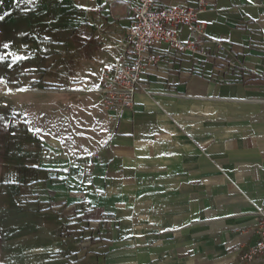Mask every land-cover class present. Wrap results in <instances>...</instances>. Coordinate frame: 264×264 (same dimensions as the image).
<instances>
[{
    "label": "crops",
    "instance_id": "0c3cea01",
    "mask_svg": "<svg viewBox=\"0 0 264 264\" xmlns=\"http://www.w3.org/2000/svg\"><path fill=\"white\" fill-rule=\"evenodd\" d=\"M207 1L199 20L206 37L225 42L224 55L207 44L211 55L199 56V65L187 55L165 59L162 71L142 75L147 89L120 112L106 104L98 82L104 68L124 56L137 0H85V17H70L43 38L64 49L36 84L20 89L31 95L23 165L36 171L25 220L72 239L66 248L77 264H185L206 249L231 260L245 248L239 237L251 231L234 230L252 225L255 214L220 215L222 203L236 204V196L220 194V162L229 161V169L231 159L193 113L231 114L264 103L242 99L264 92V0ZM181 33L195 37L186 26ZM260 187L264 191V170L258 183L248 184L250 204L264 205ZM39 249L59 252L60 246Z\"/></svg>",
    "mask_w": 264,
    "mask_h": 264
},
{
    "label": "rangeland",
    "instance_id": "374dc122",
    "mask_svg": "<svg viewBox=\"0 0 264 264\" xmlns=\"http://www.w3.org/2000/svg\"><path fill=\"white\" fill-rule=\"evenodd\" d=\"M86 7L85 0H0V57H3L0 59V264H77L78 257L66 248L72 239L52 233L37 221L25 220L27 187L35 183L36 171L23 165L22 146L27 135L24 108L31 95L20 89L36 84L35 78L40 79L43 71H48L52 58L64 49L59 43L52 44L43 38L53 37L52 29L59 24H69L70 17H85ZM47 54L50 56L44 57ZM62 56L68 58L69 55L64 53ZM44 84L52 83L44 81ZM242 99L264 100V92ZM193 114L199 118L211 142L220 141L224 159H231L229 169L226 168L229 161L227 164L224 160L220 162L223 189L220 194L222 197L236 196V204L232 201L222 203L220 215L223 217L226 212L239 218L264 210L258 200L249 203L250 193L247 192L248 184L258 183L260 170H264V103L231 114L207 111ZM233 158H236V167L243 166L247 174L236 172ZM258 190L263 191L261 187ZM213 211L220 217L217 209ZM257 219L252 225L234 232H250ZM249 235H243L241 240L245 241L239 246L251 243L253 236ZM50 245H59L60 251L39 249ZM239 246L229 251L235 252ZM205 251L203 256L189 257L185 264L248 263L239 252L234 259L227 260L223 258V252L211 253L208 249L210 254H207V249Z\"/></svg>",
    "mask_w": 264,
    "mask_h": 264
},
{
    "label": "built area",
    "instance_id": "2783aa9c",
    "mask_svg": "<svg viewBox=\"0 0 264 264\" xmlns=\"http://www.w3.org/2000/svg\"><path fill=\"white\" fill-rule=\"evenodd\" d=\"M208 8L207 0H198L196 6H164L161 0H137L127 28L124 56L104 68L99 78L98 87L106 104L117 112L133 107L138 93L147 89L142 75L162 71L166 67L165 59L187 55L199 65V56L211 55L207 44L215 46L218 54L223 56L227 51L225 42L206 37V24L199 20V14ZM183 26L195 37L183 39ZM251 235L254 241L245 245L243 257L248 260L247 264H264V212L259 214Z\"/></svg>",
    "mask_w": 264,
    "mask_h": 264
},
{
    "label": "bare ground",
    "instance_id": "6f19581e",
    "mask_svg": "<svg viewBox=\"0 0 264 264\" xmlns=\"http://www.w3.org/2000/svg\"><path fill=\"white\" fill-rule=\"evenodd\" d=\"M258 212V211H257ZM262 212H264V210L262 209V210H260L258 213H256L253 217H252V219H253V221H255L256 220V218L258 217V215L260 214V213H262ZM240 238V240L241 239H243V236H240L239 237Z\"/></svg>",
    "mask_w": 264,
    "mask_h": 264
},
{
    "label": "trees",
    "instance_id": "16d2710c",
    "mask_svg": "<svg viewBox=\"0 0 264 264\" xmlns=\"http://www.w3.org/2000/svg\"><path fill=\"white\" fill-rule=\"evenodd\" d=\"M46 88H53V84H43Z\"/></svg>",
    "mask_w": 264,
    "mask_h": 264
},
{
    "label": "snow or ice",
    "instance_id": "6c2138e0",
    "mask_svg": "<svg viewBox=\"0 0 264 264\" xmlns=\"http://www.w3.org/2000/svg\"><path fill=\"white\" fill-rule=\"evenodd\" d=\"M5 48H7V45H4ZM0 59H3V57H0ZM14 59H19V57H15Z\"/></svg>",
    "mask_w": 264,
    "mask_h": 264
}]
</instances>
